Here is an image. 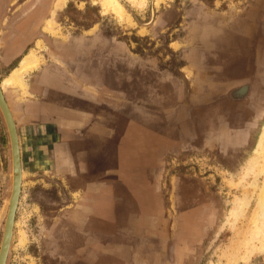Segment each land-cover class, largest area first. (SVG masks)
<instances>
[{
	"label": "crops",
	"instance_id": "obj_1",
	"mask_svg": "<svg viewBox=\"0 0 264 264\" xmlns=\"http://www.w3.org/2000/svg\"><path fill=\"white\" fill-rule=\"evenodd\" d=\"M55 1L0 0V82L16 123L22 164H42L33 167L34 174L51 169L71 194L79 196V207L62 208L58 222L68 229L71 259L77 256L78 241L86 250L92 242L89 230L82 241L78 239V229L112 223L125 233L135 227L144 216L132 210L134 195L150 197L148 202L155 203L152 209L143 204L144 210L157 209L154 181L159 165L167 162L174 147L199 148V113L194 108L206 92L202 72L207 66L201 64L203 49L190 57L197 37L191 29L177 45L170 44L187 61L177 73L170 70L171 63L131 53L120 43L79 38L71 25L51 33L46 30L47 20L52 17L58 24L60 20ZM184 14L182 24L196 23ZM195 19L203 27L215 25L201 21L199 14ZM31 49H36L41 60L23 75L24 88L4 85L3 79ZM110 57L113 62L108 61ZM258 72L262 79L264 70ZM255 88L251 99L257 93ZM4 129L0 126V147L9 167L10 141ZM161 223L159 216L156 228L165 226ZM143 224L148 239L134 240L117 258H127V264H170L156 254L164 248L152 240L157 236L151 239L147 223ZM84 259L98 260L88 251Z\"/></svg>",
	"mask_w": 264,
	"mask_h": 264
},
{
	"label": "rangeland",
	"instance_id": "obj_2",
	"mask_svg": "<svg viewBox=\"0 0 264 264\" xmlns=\"http://www.w3.org/2000/svg\"><path fill=\"white\" fill-rule=\"evenodd\" d=\"M118 1L125 9L126 17L120 18L103 9L96 0H65L60 7L59 24H56L58 30L71 25L79 38L95 37V43L100 44L120 43L131 53L152 55L171 63L173 68L170 70L177 73L180 71L178 68L185 66L187 61L181 59L180 52H174L170 44L177 45V40L186 31L189 32L188 22L178 25V21L182 23V13L185 12L184 15L191 19L201 13L199 16L205 17L206 24L210 20L219 26L221 20H215V17L224 19L251 5L261 9L260 15L264 18V0H163L159 5H155V0H147L143 7L134 6L126 0ZM127 15L130 16L129 20ZM26 25H29L28 22ZM176 26L179 29L173 33ZM210 29L209 25L204 27L206 33L208 30L212 32ZM262 35L252 37L255 43L262 40L260 47L264 56ZM237 37L233 35L230 44L235 45L239 41ZM218 57L222 63L226 61L224 54ZM231 60L232 63L240 61L236 55L231 56ZM108 61L113 62V58L110 57ZM243 65H233L232 73L237 71L248 75L250 70L241 72L247 69ZM261 70H264V66ZM217 76L218 80L225 81L223 76ZM227 76L230 79L233 75L228 73ZM255 82L258 90L252 99L220 103L223 111L213 108L212 115L217 119L215 122L211 115L204 117L203 128H199L198 132L199 148L176 150L174 147L166 158L167 162L159 165L154 181L158 193L157 209L144 210L143 204L152 206V209L155 203L148 202L150 197L134 195V202L130 204L133 205L132 210L144 216L139 217L135 227L125 233H122L121 227H113L112 223L87 230L78 229V239L81 237L82 241L84 232L89 230L88 236L92 242L86 250L85 245L78 241L75 258L68 259V229L64 230L58 222L62 208L69 205L79 207V196L71 194L51 169L34 174V168L42 164H22L21 193L6 264H127V258H117V254L124 255L134 240L142 242L148 239L143 223H147L146 229L151 239L157 236L152 240L164 248L156 254H161L163 261L170 260V264H264V247L249 254V248L243 245L250 227L252 209L258 201L257 190L264 180L262 172L255 181L253 176L242 181L247 167L257 155L264 128V76L260 79L258 73ZM251 106L254 107L253 111ZM0 126L7 131L1 111ZM3 150L0 147V245L12 181L11 156L8 167ZM252 183L256 185L255 192L252 191ZM246 195L251 200L245 217L234 220L229 214L236 207V198ZM159 216L165 223L162 228H156ZM20 231L26 237L22 245L18 244ZM249 245L257 248L259 243L252 240ZM85 251L97 259L103 253L112 256L102 255L98 260L88 261L84 259ZM142 251H145L144 248Z\"/></svg>",
	"mask_w": 264,
	"mask_h": 264
},
{
	"label": "flooded vegetation",
	"instance_id": "obj_3",
	"mask_svg": "<svg viewBox=\"0 0 264 264\" xmlns=\"http://www.w3.org/2000/svg\"><path fill=\"white\" fill-rule=\"evenodd\" d=\"M260 12L262 13V10L258 7L249 5V7H247L244 11L236 13L235 15H231L230 17L222 19V17L217 16V18L215 17V20H221V25H213L211 27L209 26L212 32H209L208 30L207 33L204 31V27L202 26V24L199 23L200 20L198 21L197 19H195L196 17L192 19L193 21H196V23L189 22L190 29L194 31L197 36L196 39L194 38L193 40L190 57H194V53H197L198 49H203L200 55L201 64L207 66L202 72L204 77L206 78V92L203 94V98L200 100V102H198V107L194 108V112L198 111L199 113V128H203L205 121L204 117L207 115H211L214 122L217 121L215 116H213L212 114L214 107H217L216 109H218L219 112L223 111L224 108L220 106V103H223L224 101L237 102L243 99L248 100L253 94L255 86L257 85L255 81L257 80V74L259 73L258 71L264 66V56L262 53V48L260 47L262 46V40H259V43H255L252 37L253 35L264 34V31L262 32V34H260V32L264 30V18H261ZM200 14L201 13H199V15ZM202 18L203 16L201 17V19ZM162 19H160L159 21L162 22ZM201 21L204 22V19H202ZM56 24L58 25L57 22ZM254 24H256V28L254 27ZM57 25L55 26V31L58 30ZM178 25L181 26L184 24H182L181 21H178ZM175 29L177 30L179 29V27L177 28L176 26L173 29V33ZM233 35L239 37H237L239 41H236L235 45L230 44L232 39L231 37H233ZM112 45L115 44L112 43ZM257 49L259 50L258 52ZM219 54H224L226 56V61L224 63L219 61ZM235 55L238 57V59H240V61L237 63H232L231 56L235 57ZM233 65H235L234 67H236V65H243L247 69H244L241 72H248L250 70V73H248V75H245L242 73H237V71L236 73L233 71V74L231 71ZM228 73H231L234 77L232 76L230 79H228ZM217 74L223 76L225 81L218 80ZM252 77L254 78V84L252 83ZM239 80H242V82H240ZM235 81H239L240 83L233 84V82ZM203 108L206 109L203 110ZM219 121H221V118H219Z\"/></svg>",
	"mask_w": 264,
	"mask_h": 264
},
{
	"label": "bare ground",
	"instance_id": "obj_4",
	"mask_svg": "<svg viewBox=\"0 0 264 264\" xmlns=\"http://www.w3.org/2000/svg\"><path fill=\"white\" fill-rule=\"evenodd\" d=\"M65 0H56L55 7H61ZM101 5L103 9L111 11L116 16L123 18L126 17L125 9L118 0H96ZM134 6L143 7L147 0H126ZM163 0H155V5H159ZM128 20L130 16L127 15ZM56 22L51 17L47 20L46 30L51 33H56L54 27ZM41 42H37V46L40 47ZM40 57L36 54V49H31L27 55H25L16 69H14L5 79H3V84L7 86H12L14 88L20 87L24 88L23 75L33 68L37 67L40 63ZM259 148L257 155L253 157L251 164L247 167L245 174L242 177V181H245L249 176H253L254 181L257 179L258 175L264 172V128L259 139ZM252 191L255 192L256 185L251 184ZM258 201L252 209L250 220H249V230L248 233L245 232L243 240V245L249 248V254L253 253L254 250L261 249L264 247V180L262 185L258 188ZM248 194V193H247ZM251 197L246 195L244 198H236V207L231 210L229 215H232L233 219L236 220L238 217H245L247 208L249 206ZM248 229V227H247ZM244 235V234H243ZM257 240L259 246L250 247V241ZM26 241V237L23 231H20L18 244L22 245ZM241 244V243H240ZM242 246V245H241ZM245 248V247H244ZM247 249V248H246ZM246 251V250H245ZM248 256V255H247ZM250 256V255H249ZM246 258V257H245Z\"/></svg>",
	"mask_w": 264,
	"mask_h": 264
},
{
	"label": "water",
	"instance_id": "obj_5",
	"mask_svg": "<svg viewBox=\"0 0 264 264\" xmlns=\"http://www.w3.org/2000/svg\"><path fill=\"white\" fill-rule=\"evenodd\" d=\"M0 111L3 116L10 141L11 180H12L11 193L6 208V220H5L4 232L0 247V264H5L13 234L15 213L18 207L20 193H21L22 160H21L20 144H19V137L17 133L16 123L12 116L11 110L8 106V103L4 97L1 82H0Z\"/></svg>",
	"mask_w": 264,
	"mask_h": 264
}]
</instances>
